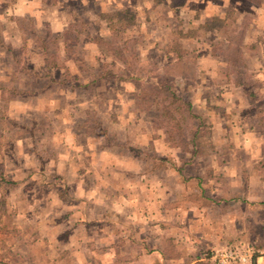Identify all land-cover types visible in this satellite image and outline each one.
<instances>
[{"label": "rangeland", "instance_id": "374dc122", "mask_svg": "<svg viewBox=\"0 0 264 264\" xmlns=\"http://www.w3.org/2000/svg\"><path fill=\"white\" fill-rule=\"evenodd\" d=\"M227 7L238 10L240 18L246 15L245 42L253 47L245 60L261 79L258 103L264 107V0L251 5L244 0H187L175 8L168 0L159 5L151 0H59L46 7L38 0H0L1 32L14 46L11 55L0 49V81L8 80L12 58L19 57L18 30L7 19L15 14L32 16L38 25L49 23L58 34L69 11L97 20L100 11L128 8L142 32L135 70L144 80L172 60L165 44L177 16L192 29L194 22L223 15ZM97 22L102 30L103 23ZM207 37L199 44L195 84L175 82L178 93L209 124L213 149L206 155L191 157L169 145L167 130L174 123L151 127L150 116L136 102L139 86L130 81L102 80L90 88L53 84L41 94L9 99L6 108L0 98V169L13 181L0 185V194L6 195L14 225L0 247V264H78V245L85 257L81 264L87 258L114 264L110 255L99 253L107 243L101 239L104 230L120 238L124 229L132 237L136 230L148 235L157 229L164 235L159 245L166 248L175 234L184 248L194 249L191 259L240 242L264 245V135L242 90L225 81V61L211 54L209 41L224 44L223 39L212 32ZM79 49L87 61L96 55L106 58L87 41ZM31 61L36 66L41 62L37 55ZM70 69L79 74L72 64ZM17 83L36 89L46 80L21 78ZM93 119L106 129L109 144L88 134L96 129ZM133 241L123 247L132 257L127 264H135L141 254Z\"/></svg>", "mask_w": 264, "mask_h": 264}, {"label": "trees", "instance_id": "16d2710c", "mask_svg": "<svg viewBox=\"0 0 264 264\" xmlns=\"http://www.w3.org/2000/svg\"><path fill=\"white\" fill-rule=\"evenodd\" d=\"M58 1L40 0L45 6L55 5ZM151 1L159 5L165 0ZM255 1L244 0L248 5ZM186 2L187 0H168V6L181 7ZM240 15L238 10L227 7L223 15L215 14L210 18L194 22L192 29L188 27L189 22L186 23L183 18L177 16L165 44V51L172 55V60L164 63L161 70L152 75V79L144 80L135 70L138 45L142 43V32L138 20L129 15L128 8L100 11L97 20L78 11H69L67 23L58 34L53 32L49 23L36 24L32 16H9L8 20L13 22L18 30L19 57L12 58L13 63L7 72L8 80L0 81V98L3 107L6 108L9 99L41 94L53 84L90 88L102 80L130 81L139 86L136 102L150 116L148 120L151 127L161 128L167 120L174 123L173 127L167 130L169 145L189 152L191 157L206 155L213 149L209 141V124L205 116L194 111L192 101L178 93L175 82L179 78L183 87L195 84L199 44L208 41L207 35L212 32L219 35L224 44L216 39L210 40L211 54L225 61L223 69L225 81L242 90L247 103L252 106L251 112L257 116L264 135V107L258 103L262 82L255 77V73L249 69L245 60V53L253 45H247L245 42L246 15L244 14L243 18H240ZM98 20L103 23L102 30L98 26ZM131 29L136 33L129 34ZM82 41L96 45L104 52L106 58L96 55L91 61H87L83 51L79 49ZM13 48L14 46L3 38L0 28V49L11 55ZM35 55L41 61L38 66L31 61L32 56ZM70 64L79 72L78 75L72 73ZM55 70L61 71L58 77L54 75ZM83 76L87 79L82 82L80 78ZM21 78H37L46 80V83L36 89L22 88L17 83ZM247 112L249 111L243 110L242 114ZM3 116L4 113L0 111V123L4 119ZM92 123L96 129L89 131L88 134L100 135L109 144L110 138L106 129L97 119H93ZM129 149L132 150L131 147ZM133 150L139 152L138 149ZM176 170L180 172L181 168L176 167ZM197 179L198 184L201 185V177L198 176ZM12 182L0 169V185ZM244 184L246 186L245 180ZM12 212L7 209L6 195L1 193L0 247L2 248L5 244L4 236L9 234L14 226L11 223ZM250 243L256 248L264 247L253 241ZM165 249L171 251L172 247ZM192 264L214 263L198 258Z\"/></svg>", "mask_w": 264, "mask_h": 264}, {"label": "crops", "instance_id": "0c3cea01", "mask_svg": "<svg viewBox=\"0 0 264 264\" xmlns=\"http://www.w3.org/2000/svg\"><path fill=\"white\" fill-rule=\"evenodd\" d=\"M38 2H39V4L41 3L40 0H38ZM30 14H31V12H30ZM21 15H24V14H15L14 16H21ZM2 17H3V15H0V19ZM7 19H8V17H7ZM52 28H53V26H52ZM118 202H120V200H118ZM156 203H158L157 200H156ZM118 212L119 211H114V214H116V216L120 217L121 213H118ZM157 225H158V223H157ZM151 230H154V229L151 228ZM124 232H125V229L122 233L120 232L118 234V236H120V238L117 237V238H119L118 240H117V238H115L117 235L112 236L111 233H109L107 230H104V232L102 234L103 238H101V239L105 238L107 240V243H105L106 247L103 250H100L99 253H101L102 256L103 255L106 256L107 254L110 255L109 260H112V262L114 264H127V263H130L129 261L132 260L131 255L129 253H126L123 249V247L128 242L133 241V240H131V238H135L133 243H136L137 245H139L138 250L141 252V254L139 255V258H136L138 261H136L135 264H158L157 260H161L164 262H166V261L177 262L179 264H192L193 262L196 261V259L200 258V257H198V258L191 259L189 254H190V251L193 254L194 251H192V250H194V249L184 248V246L180 243V241H178L179 239H178V237H176L175 234H174V237H171V236L168 237L169 241L171 243V247H172V250L168 251V250L164 249L166 247L159 245V241L161 242V239L163 238L164 235H159L160 231H158L157 229H155V233H153V231H150L151 233H149L148 235L143 234L142 229H140L138 231L136 230L135 235H134L135 237H132L133 234H131L129 236L125 235ZM97 242H100V240ZM77 249L82 250L81 245L80 246L78 245L76 250H74V252H76V254H77L76 255L77 262H78V264H81L83 261V257H84L83 253L84 252H82V255H79L81 251H79V250L77 251ZM88 259L89 258H87V264H93L94 263V262H90ZM126 260H129V261L126 262ZM148 260L150 262H148ZM259 260L261 261V258H259Z\"/></svg>", "mask_w": 264, "mask_h": 264}, {"label": "built area", "instance_id": "2783aa9c", "mask_svg": "<svg viewBox=\"0 0 264 264\" xmlns=\"http://www.w3.org/2000/svg\"><path fill=\"white\" fill-rule=\"evenodd\" d=\"M200 259L214 264H264V250L251 243L240 242L234 246L205 251L201 253Z\"/></svg>", "mask_w": 264, "mask_h": 264}]
</instances>
